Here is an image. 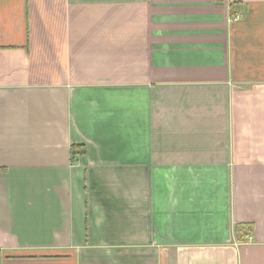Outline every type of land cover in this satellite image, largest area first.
Instances as JSON below:
<instances>
[{"label": "crops", "instance_id": "crops-1", "mask_svg": "<svg viewBox=\"0 0 264 264\" xmlns=\"http://www.w3.org/2000/svg\"><path fill=\"white\" fill-rule=\"evenodd\" d=\"M0 168V264H264V0H0Z\"/></svg>", "mask_w": 264, "mask_h": 264}, {"label": "trees", "instance_id": "trees-1", "mask_svg": "<svg viewBox=\"0 0 264 264\" xmlns=\"http://www.w3.org/2000/svg\"><path fill=\"white\" fill-rule=\"evenodd\" d=\"M242 3L239 2H233L231 3V14H235L237 12H240ZM86 152V148L84 145H73L71 147V160L74 162L80 154H83ZM4 171V169L0 168V172Z\"/></svg>", "mask_w": 264, "mask_h": 264}]
</instances>
